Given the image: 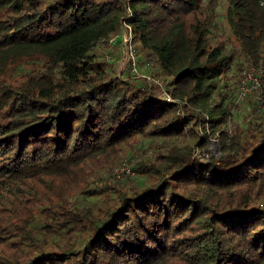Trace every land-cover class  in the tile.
Instances as JSON below:
<instances>
[{"label":"trees","instance_id":"obj_1","mask_svg":"<svg viewBox=\"0 0 264 264\" xmlns=\"http://www.w3.org/2000/svg\"><path fill=\"white\" fill-rule=\"evenodd\" d=\"M225 2L232 52L207 0H0V264H264V108L231 100L264 0ZM123 23L161 86L119 76Z\"/></svg>","mask_w":264,"mask_h":264},{"label":"rangeland","instance_id":"obj_2","mask_svg":"<svg viewBox=\"0 0 264 264\" xmlns=\"http://www.w3.org/2000/svg\"><path fill=\"white\" fill-rule=\"evenodd\" d=\"M207 8L210 14V19H211V37L214 42H222L226 44V47H228L229 51L232 52L234 51V47H236L234 39L232 35L230 34L229 30L226 27V23L224 20V11L226 9V2L225 0H207ZM235 64H234V63ZM232 69L236 73V63L239 62L237 60H233ZM136 71L137 74L141 77H149L148 75V70L145 68L143 63H137L136 62ZM125 58L123 55L120 56V58L117 61V71L119 76L122 75L123 71L126 70L125 67ZM250 67V66H249ZM248 68V67H247ZM246 69V68H245ZM243 73L241 74L240 79H242ZM135 77V75L131 74L130 71L127 70L123 74V78L125 77ZM241 83L238 84L237 90H235V96L231 98V100L234 103L235 109H234V119L237 121H242L244 120L245 115L250 111L251 104H255L261 109L264 108L263 103H264V74L263 78L260 82V86L256 89H253L250 94H247L244 96L242 99L239 100V94L241 91ZM150 144L149 139L143 140L138 147L133 151V153L126 155L125 158L121 161V163L126 162L130 167H131V175H126L118 172L116 174L114 172L115 168L118 167L119 165H115L111 171L109 172L110 176L113 178L111 179L113 182L122 184L128 179H133L137 174L135 172V167L138 163V161L145 159L150 153H152L151 150L148 152H145L147 146ZM151 151V152H150ZM195 158H199L200 161L206 162L210 157H214L216 159H219L221 157V151L219 144L216 140L210 139L207 147H206V152L205 151H199L195 150L194 153ZM120 173V174H119ZM90 182H93V184H96L97 179H92ZM83 189H74L72 192L69 194L72 196L74 193L79 194L82 193Z\"/></svg>","mask_w":264,"mask_h":264},{"label":"built area","instance_id":"obj_3","mask_svg":"<svg viewBox=\"0 0 264 264\" xmlns=\"http://www.w3.org/2000/svg\"><path fill=\"white\" fill-rule=\"evenodd\" d=\"M122 25L123 27L121 29L120 34L115 35L109 39L108 48L111 50L116 44V42L119 40L121 43V47H122L121 54L125 58V65H126L125 67L130 68L131 74L135 75V77L144 79L149 85L156 83L159 86H161V83L155 80L154 78L150 76L141 77L137 74L136 51L132 43V33L128 27L124 26V23ZM107 60L111 61L112 59L109 56H107ZM144 66L145 68L150 69L149 63H145ZM263 74L264 73L261 70H257L254 67H249L248 69L244 71L242 79L240 80L242 90L240 91V94H239V100L242 99L247 94H250L253 89H256L260 86V82L263 78ZM161 98L167 102L171 101L170 97L166 94V92H163L161 94ZM263 106H264V103H263ZM114 172L116 174H118V172L122 174H126V175L132 174L131 167L126 162H123L118 167H116Z\"/></svg>","mask_w":264,"mask_h":264}]
</instances>
